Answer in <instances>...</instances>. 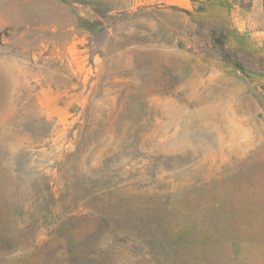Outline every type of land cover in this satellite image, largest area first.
<instances>
[{
    "label": "rangeland",
    "instance_id": "374dc122",
    "mask_svg": "<svg viewBox=\"0 0 264 264\" xmlns=\"http://www.w3.org/2000/svg\"><path fill=\"white\" fill-rule=\"evenodd\" d=\"M0 264H264V0H0Z\"/></svg>",
    "mask_w": 264,
    "mask_h": 264
}]
</instances>
